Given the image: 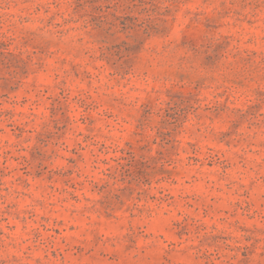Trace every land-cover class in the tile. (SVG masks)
<instances>
[{"label": "rangeland", "instance_id": "1", "mask_svg": "<svg viewBox=\"0 0 264 264\" xmlns=\"http://www.w3.org/2000/svg\"><path fill=\"white\" fill-rule=\"evenodd\" d=\"M0 264H264V0H0Z\"/></svg>", "mask_w": 264, "mask_h": 264}]
</instances>
